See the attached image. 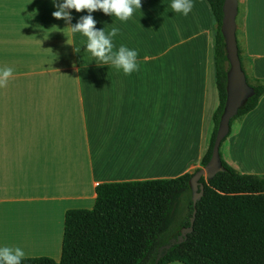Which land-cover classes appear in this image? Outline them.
<instances>
[{
  "label": "crops",
  "instance_id": "crops-1",
  "mask_svg": "<svg viewBox=\"0 0 264 264\" xmlns=\"http://www.w3.org/2000/svg\"><path fill=\"white\" fill-rule=\"evenodd\" d=\"M241 1L242 64L264 80V0ZM170 2L142 0L127 21L92 13L97 28H119L114 50H137L126 75L92 61L52 0H0V67L13 68L0 86V246L60 261L65 214L94 208L98 184L201 168L218 101L213 12L194 0L184 16ZM71 13L75 24L87 10ZM237 121L222 155L264 175V95Z\"/></svg>",
  "mask_w": 264,
  "mask_h": 264
},
{
  "label": "trees",
  "instance_id": "trees-1",
  "mask_svg": "<svg viewBox=\"0 0 264 264\" xmlns=\"http://www.w3.org/2000/svg\"><path fill=\"white\" fill-rule=\"evenodd\" d=\"M207 1L214 18L218 101L201 168L212 156L230 70L221 30L225 0ZM239 55L241 58L240 46ZM245 73L255 93L231 119L230 133L221 147L231 135L233 123L254 110L264 95V80ZM221 163L222 170L213 178H201L204 193L196 204L193 230L183 242L165 248L191 224L195 208L190 179L200 168L170 179L98 184L94 208L69 209L65 214L60 261L24 257L22 264H264V175L239 172L222 152ZM185 202L186 217L178 232L170 236L171 225Z\"/></svg>",
  "mask_w": 264,
  "mask_h": 264
},
{
  "label": "clouds",
  "instance_id": "clouds-1",
  "mask_svg": "<svg viewBox=\"0 0 264 264\" xmlns=\"http://www.w3.org/2000/svg\"><path fill=\"white\" fill-rule=\"evenodd\" d=\"M52 3L56 9L52 15L57 19L65 20L66 24L70 26L68 30L71 33H79L86 38L85 50L95 58L92 61H95L99 66L115 67L126 75L139 70L136 49H130L121 44L118 49L114 50L113 38L119 33V28L112 27L107 32L105 27L97 28V20L92 13L101 10L120 21H127L134 10L141 9L142 0H52ZM193 6L194 0H171L170 2L171 10L184 16L192 11ZM73 9L76 12L87 10V14L80 16L75 24L71 23V10ZM75 51L79 52L80 50L75 48ZM12 74L13 68L0 67V86L6 84ZM24 257L25 252L21 247L0 246V264H22Z\"/></svg>",
  "mask_w": 264,
  "mask_h": 264
},
{
  "label": "water",
  "instance_id": "water-1",
  "mask_svg": "<svg viewBox=\"0 0 264 264\" xmlns=\"http://www.w3.org/2000/svg\"><path fill=\"white\" fill-rule=\"evenodd\" d=\"M239 12V0H225L223 4L222 33L225 39L227 57L230 63V70L227 75V99L224 112L221 116L219 127L216 133L212 156L205 167L196 171L190 179V187L193 191L192 200L195 208L190 220V226L184 227L178 238L173 239L171 244L165 246L169 249L175 243L183 242L189 232L193 230L196 215V204L204 193V185L201 178H213L222 170L221 144L230 133V122L238 114L240 108L255 93L254 88L248 83L247 76L243 70L242 61L239 55V44L237 38V16Z\"/></svg>",
  "mask_w": 264,
  "mask_h": 264
},
{
  "label": "rangeland",
  "instance_id": "rangeland-1",
  "mask_svg": "<svg viewBox=\"0 0 264 264\" xmlns=\"http://www.w3.org/2000/svg\"><path fill=\"white\" fill-rule=\"evenodd\" d=\"M243 7V1H241V5H240V0H239V9L240 8H242ZM241 12H242V9H241ZM240 11L238 12V16H237V25L239 24V22L241 21V19H240ZM241 23V22H240ZM238 27H239V25H238ZM237 31H238V28H237ZM238 121L236 120L234 123H233V125H232V130H233V128H234V126L236 125V123H237ZM224 144V143H223ZM223 146V145H222ZM194 172V171H193ZM192 195H193V191H192ZM186 207H187V202H185L184 203V205H183V209H182V213L180 214V215H178L177 217H176V219H175V221L172 223V225H171V231H170V236H174L177 232H178V230H179V227H180V225H181V222L184 220V218L186 217V211H187V209H186ZM183 229V228H182ZM181 229V230H182Z\"/></svg>",
  "mask_w": 264,
  "mask_h": 264
}]
</instances>
